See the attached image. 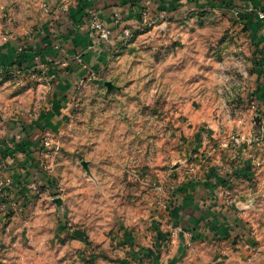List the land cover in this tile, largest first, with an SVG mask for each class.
<instances>
[{
  "label": "rangeland",
  "instance_id": "obj_1",
  "mask_svg": "<svg viewBox=\"0 0 264 264\" xmlns=\"http://www.w3.org/2000/svg\"><path fill=\"white\" fill-rule=\"evenodd\" d=\"M83 1L0 0V52L11 50L0 61V160L4 142L18 146L19 120L47 116L55 141L42 176L31 177L39 192L19 199L8 216L18 218L0 233V264H137L132 248L172 225L174 188L195 185L197 168L219 177L214 211L224 203L246 230L198 241L183 259L264 264V0H159L168 14L158 18L152 3L154 20L100 65L53 47L58 24L94 34L96 15L123 27L109 0L74 23ZM100 11L113 13V27ZM68 72L72 91L61 80ZM179 209L174 229L191 224L194 210Z\"/></svg>",
  "mask_w": 264,
  "mask_h": 264
},
{
  "label": "crops",
  "instance_id": "obj_2",
  "mask_svg": "<svg viewBox=\"0 0 264 264\" xmlns=\"http://www.w3.org/2000/svg\"><path fill=\"white\" fill-rule=\"evenodd\" d=\"M106 1L108 0H84L81 2V4H79L72 11L73 20L75 19L74 23H76L77 19L79 20L82 9L85 7L89 10L93 9L97 3L103 4L107 7ZM109 1H113L116 5L120 6L118 8H116V6H112L109 8V10L111 9L112 12L120 11V15L123 20V27L121 29L112 28L113 40L111 43L113 44L108 43L101 45L95 34H92L89 30H87V33L84 32L85 30L81 28V23L78 25V27L82 29L80 33L78 32L80 30L74 31L72 29L73 24L66 22V24H58L59 35L57 36L58 38H56L57 41H53L54 45L52 44L54 48L58 49V51L61 49V51H59V56L62 53H65L66 57H68L69 61L71 62L76 59H83L86 62H92L91 64L103 63L113 53L114 48L122 44L120 36L123 28H131L136 32V34L140 32L139 30H141L143 26L140 15L141 7L138 8V6L144 5L146 0H138V5H136L137 3H132L130 0ZM158 4L159 0L153 1V5H155L154 8L157 10L163 8V6H157ZM101 13L103 14V11H100V14ZM110 13L108 12V15L106 12L103 15L107 14L105 19L106 21L108 20L107 22L113 27V21H111ZM48 30L50 31V29ZM56 43H58L59 46H56ZM9 49L10 48L1 50L0 61H4L5 56H8L6 54H10L11 50ZM78 72L79 70L77 73ZM71 73L72 72L64 73V76L61 78L62 83L64 79H66L64 85H69L67 91H72L73 86L75 85V83L73 84L69 78ZM62 99L65 102L67 100L64 98V96ZM46 117L47 116H42L41 119L38 121L35 120L32 123L26 122L25 120H19L18 122L21 126V136H19V139L17 137V141H19L18 146L15 145L14 147H11L9 142H4V146H7V148L2 149V152H4V156L8 157L7 161L9 162L10 166L12 165L10 172L13 177L14 185L9 192L0 196L1 234H5L6 232L4 226L5 228L10 229V227L13 226L16 219L18 218L17 214H14L11 218L8 216L18 207L19 199H22L26 202L30 201L31 197L27 195L29 191L26 187L31 183V177L36 178V176L39 177V175L42 176L43 174L41 170V163L43 162L44 158H41L39 150L42 142L41 135L44 134L43 137L49 135L48 131L46 130V126L48 125ZM44 123L47 125H44ZM198 171L202 176L198 177L199 180H196L195 185L193 183L182 184V182H179V184L174 188L175 196H177L180 201L179 205L175 206L174 212L171 214L172 217H175V219L172 218V225L159 226L154 230V232L151 233L152 236L149 238L147 244L143 245V248H132V261L135 260L137 264H195L196 261L194 262V259L191 262V256L183 259L184 250H188L192 246H196L198 241L201 242L206 240L205 243H209V241L220 242L223 241L222 239H224L223 242L226 243L225 239L229 237L231 232L238 230L239 235L240 233L245 232L246 229H244V224L242 223L243 221L240 213L233 211L232 208L226 206L224 203L221 205V208H223L222 215L213 209L214 207H218V205L220 206L218 201L221 203V201L224 200H221L218 192V196L215 192V182L212 181L214 177H218L215 174V170L209 169L208 171H201L197 168V171L195 172L197 173ZM195 172L193 173L195 174ZM181 173L182 169L180 170L179 174ZM191 175L193 174L191 173ZM222 180L225 181V179ZM221 189H219V193L223 197L226 193L230 192L227 190L221 191ZM180 207L183 209L191 208L194 210L193 215H191V217L187 220L190 221L191 224L185 225L182 229H174L173 226L177 225L175 224L176 221H180L182 218L181 214H178V212H180ZM202 208H205L206 210L201 213L200 211ZM217 213L219 215H217ZM216 223L221 224L220 226H216ZM186 232L190 233V239L187 238L188 236L186 235ZM124 238L134 246L133 237L130 234H127V236L124 235ZM130 243L126 244L128 245ZM203 244L201 243V246ZM125 263L127 262L124 260L123 264Z\"/></svg>",
  "mask_w": 264,
  "mask_h": 264
},
{
  "label": "built area",
  "instance_id": "obj_3",
  "mask_svg": "<svg viewBox=\"0 0 264 264\" xmlns=\"http://www.w3.org/2000/svg\"><path fill=\"white\" fill-rule=\"evenodd\" d=\"M153 0H146L144 6L140 8V15L143 24L148 25L149 22L153 21V12L150 8L152 5ZM147 7H146V6ZM158 18H164L168 12L166 9L161 8L157 10V13H155ZM263 18L264 16L261 15ZM89 28L91 31L95 34V36L98 38L99 42L101 45L103 44H108L111 43L113 40V31L105 24L102 22L101 18L95 17L91 18L89 22ZM120 25V24H119ZM136 36V32L133 31L131 28H124L122 33H121V41L122 43H128L131 42ZM20 137H18L19 139ZM55 147V141L54 138L51 136H45L44 139L41 142L40 145V155L43 157H48L47 152H51L54 150ZM9 162L7 160H0V196L6 194L9 192L14 185L13 177L11 175V172L9 170ZM27 190L30 192L34 190V193H38L39 190L37 187L30 183L27 185ZM162 191V188H160Z\"/></svg>",
  "mask_w": 264,
  "mask_h": 264
},
{
  "label": "water",
  "instance_id": "obj_4",
  "mask_svg": "<svg viewBox=\"0 0 264 264\" xmlns=\"http://www.w3.org/2000/svg\"><path fill=\"white\" fill-rule=\"evenodd\" d=\"M111 86V84H109Z\"/></svg>",
  "mask_w": 264,
  "mask_h": 264
}]
</instances>
